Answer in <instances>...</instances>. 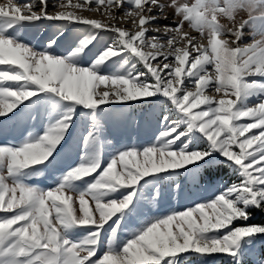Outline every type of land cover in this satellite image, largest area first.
Here are the masks:
<instances>
[{
  "label": "snow or ice",
  "instance_id": "6c2138e0",
  "mask_svg": "<svg viewBox=\"0 0 264 264\" xmlns=\"http://www.w3.org/2000/svg\"><path fill=\"white\" fill-rule=\"evenodd\" d=\"M48 2L0 3V264H264V0ZM44 20L38 46L24 25ZM145 105L153 137L113 144ZM66 144L81 155L60 167ZM218 165L236 178L149 214Z\"/></svg>",
  "mask_w": 264,
  "mask_h": 264
},
{
  "label": "rangeland",
  "instance_id": "374dc122",
  "mask_svg": "<svg viewBox=\"0 0 264 264\" xmlns=\"http://www.w3.org/2000/svg\"><path fill=\"white\" fill-rule=\"evenodd\" d=\"M21 2H24V0H21ZM76 2L77 0H72V4H75ZM161 2L167 4L170 2V0H161ZM0 3H6V0H0ZM49 9H52V7L50 6ZM166 9H171V8H166ZM66 11H73V9L71 6H69L68 9H66ZM75 14L83 15L88 19L98 20L101 21L102 23H108V21H106L102 15L96 12L75 10ZM240 18L247 19V15L242 13ZM156 23L160 25H164L165 23H167V21L161 18L157 20ZM121 26L126 29L132 28L131 23H124ZM185 28H187V25H185ZM54 32H56V27L51 28L50 30H46V29L44 30L42 23H33V24L24 25V34H26L27 37L31 39L32 42L37 44L38 46L40 44L45 43L47 37ZM149 34L153 35L156 33L153 32ZM65 35H73L82 38L86 34L73 33L70 27L65 30ZM107 42H109V37L107 35L100 37L99 43L96 44L95 48L93 49V52H96L98 49L103 48ZM245 42H250V36L245 37ZM63 47L64 45L61 46V50L63 49ZM251 102L254 103L255 102L254 99ZM133 112L136 115L135 122L126 121L123 123L110 124L108 126L107 135L108 138L113 141V144L119 145L120 143H131V142L143 143L153 137V133L155 132L157 125H156V113L152 111L151 106L145 105L143 107L134 109ZM39 127L40 126H38V128ZM253 131L256 130L254 129ZM76 134L77 133H73V135ZM14 136L17 139L21 138L20 132L14 133ZM71 143L72 142L69 141V144ZM64 149L65 151L62 156V163L60 167L75 165L76 163L79 162V156L81 155V153L78 150H74L73 148H70L68 144L64 145ZM52 177H53L52 170H47L44 173H42L41 176L32 178V180H30L29 183L37 184L40 187H48L53 182ZM235 178H236L235 175L231 173L229 168L224 165H218L212 169L204 170L200 173L198 186L194 187L190 178L184 179L183 182L185 184V190L184 193L181 195V197L177 200L166 192L163 204L158 206L157 209H150L149 214H157L158 211H163L164 209L167 208L183 210L185 207L192 204L193 202H198L202 199H206L210 197L212 195V190L216 184L220 183L221 181H230ZM234 223L236 225H239L241 222L235 221ZM249 223L264 224V213L260 211H254L252 214V219ZM213 255H216L217 257L220 256V254H213ZM208 262L215 264L214 263L215 261L211 259H209ZM189 264H194V263L190 261Z\"/></svg>",
  "mask_w": 264,
  "mask_h": 264
},
{
  "label": "trees",
  "instance_id": "16d2710c",
  "mask_svg": "<svg viewBox=\"0 0 264 264\" xmlns=\"http://www.w3.org/2000/svg\"><path fill=\"white\" fill-rule=\"evenodd\" d=\"M194 264H195V261H192ZM215 264H224V261L223 260H217L214 262ZM207 264H212L210 262H207Z\"/></svg>",
  "mask_w": 264,
  "mask_h": 264
},
{
  "label": "bare ground",
  "instance_id": "6f19581e",
  "mask_svg": "<svg viewBox=\"0 0 264 264\" xmlns=\"http://www.w3.org/2000/svg\"><path fill=\"white\" fill-rule=\"evenodd\" d=\"M171 22H172V21H169V22H167V23H168V24H171ZM167 23H165V24H167Z\"/></svg>",
  "mask_w": 264,
  "mask_h": 264
},
{
  "label": "built area",
  "instance_id": "2783aa9c",
  "mask_svg": "<svg viewBox=\"0 0 264 264\" xmlns=\"http://www.w3.org/2000/svg\"><path fill=\"white\" fill-rule=\"evenodd\" d=\"M169 13H170V12H168L167 15H168ZM168 16H169V15H168ZM119 26H121V25H119Z\"/></svg>",
  "mask_w": 264,
  "mask_h": 264
}]
</instances>
